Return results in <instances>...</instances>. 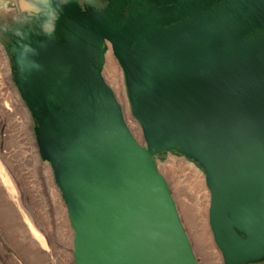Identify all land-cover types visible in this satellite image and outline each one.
Instances as JSON below:
<instances>
[{
    "label": "water",
    "instance_id": "95a60500",
    "mask_svg": "<svg viewBox=\"0 0 264 264\" xmlns=\"http://www.w3.org/2000/svg\"><path fill=\"white\" fill-rule=\"evenodd\" d=\"M121 27L75 16L26 77L73 228L74 264H200L155 155L205 174L223 264L264 258V0H147ZM122 66L134 134L104 81V38Z\"/></svg>",
    "mask_w": 264,
    "mask_h": 264
},
{
    "label": "rangeland",
    "instance_id": "374dc122",
    "mask_svg": "<svg viewBox=\"0 0 264 264\" xmlns=\"http://www.w3.org/2000/svg\"><path fill=\"white\" fill-rule=\"evenodd\" d=\"M141 1L147 0H72L64 8L57 24L55 40L49 44H62L63 31L69 23L74 21L75 16H81L87 20L102 21L106 32L114 30L115 27H121L133 11L142 7ZM12 6L13 0H0V14L10 13ZM43 39L42 36L34 35L32 37L33 45L37 46V41ZM15 43V38L11 37L0 41V149L6 154L16 170L14 168L12 172L11 168L8 167L9 162L6 163L7 160L5 161L1 156L0 161L4 164V171L10 180L16 197H19L17 199L23 206L26 205L25 209L34 206V210L39 211L32 217L37 222L35 224L37 228L39 227V232L43 233L46 246H42L37 239L31 236L26 224L24 227L23 217L17 203L8 196L4 186L0 185V264H74L73 228L68 218L67 207L55 184L52 168L49 162L39 158V153H37L36 122L24 96L26 78L19 75L15 57L11 52ZM104 45L102 77L114 90L122 105L126 120H135L130 111L124 73L114 45L108 37L104 38ZM128 124L137 138L143 141L139 123L137 122L140 135L137 132L138 129L131 122ZM180 156L183 157L173 151H167L155 155V158L160 171L163 174L166 173L164 176L169 182L172 195L177 202L180 215L182 214L183 224L190 236L199 262L205 264L200 254L201 242L211 241L213 249L217 251L219 249L213 240L209 226L208 206L206 209L203 207V217L199 224L193 218V214L196 213L197 200L202 193L201 188L197 187V180L193 177H187L183 183H178V179H183L181 172L168 165L170 159ZM27 171L29 174L25 180L24 175ZM200 226L204 232L198 235L197 228ZM41 228L43 229L41 230ZM48 230L49 233L47 234ZM51 231L52 233H50ZM218 253L220 260L218 259L219 262L216 264H223L221 252Z\"/></svg>",
    "mask_w": 264,
    "mask_h": 264
},
{
    "label": "clouds",
    "instance_id": "9594fccd",
    "mask_svg": "<svg viewBox=\"0 0 264 264\" xmlns=\"http://www.w3.org/2000/svg\"><path fill=\"white\" fill-rule=\"evenodd\" d=\"M72 0H13L12 11L0 14V41L15 38L11 52L21 77L40 71L42 65L34 59L39 49L47 48L55 40L57 24L64 8ZM42 36V41L33 45V36Z\"/></svg>",
    "mask_w": 264,
    "mask_h": 264
},
{
    "label": "bare ground",
    "instance_id": "6f19581e",
    "mask_svg": "<svg viewBox=\"0 0 264 264\" xmlns=\"http://www.w3.org/2000/svg\"><path fill=\"white\" fill-rule=\"evenodd\" d=\"M129 118V116H128ZM127 118V119H128ZM128 121V120H127ZM131 122V124H133V126L136 129V131L139 133V127L137 125V121L131 119V121H128V123ZM132 126V125H131ZM133 127V128H134ZM135 131V130H134ZM137 133V134H138ZM140 135V133H139ZM1 136V134H0ZM2 138V137H1ZM3 139V138H2ZM4 151V149H2ZM37 152V151H36ZM38 153V152H37ZM0 156L8 163V167L11 168L12 172H13V169L15 167H13V164L9 161V159L6 157V154H4L1 149H0ZM40 158V157H39ZM4 161V162H5ZM40 161V160H39ZM38 162V161H37ZM38 164V163H37ZM168 165L170 167H172L173 169H175L176 171H180L181 175L183 176V179H178V183H183L184 179L187 178V177H193L197 180V187L201 188V191L202 193L200 194V198L199 200H197V206H196V213L193 214V218L196 220L197 224H199L200 220H202V217H203V207H206L208 206L209 207V202H210V195H209V190L206 186V183H205V174L204 172L202 171V169L192 160H189L185 157H176V158H172L169 160L168 162ZM26 166V165H25ZM44 167V165H43ZM40 168V167H39ZM10 170V171H11ZM16 170V168H15ZM15 174V173H14ZM28 171L25 172V180L28 178ZM166 174V173H164ZM172 174V173H171ZM179 174V175H180ZM17 177H19L17 174H15ZM168 175V174H167ZM10 176V175H9ZM14 176V175H13ZM174 176V175H173ZM42 177V176H41ZM176 177V176H175ZM175 179V178H174ZM173 182V180H172ZM0 185L4 186L5 190L7 191L8 193V196L11 198V199H14V201L17 203L18 205V208L21 212V215H22V220L24 222V227H25V224L27 225L28 229H29V232L31 234V236L35 239H37L40 244L42 246H46L45 244V240H44V237H43V233L41 234L38 230V228L36 227V224L37 222H35V219H33V214L39 212L38 210L35 211L34 210V206L33 208L29 207V209H25V206L22 205V203L17 199L16 197V194L14 193V190L12 189V186L10 184V180L8 179V176L7 174L5 173L4 171V164L2 163V161H0ZM45 185V184H44ZM34 187V186H33ZM43 191V190H42ZM48 192V191H47ZM52 192V191H51ZM182 192V191H181ZM53 193V192H52ZM183 193V192H182ZM28 194V193H27ZM44 194V193H43ZM26 195V193H25ZM32 195V193H31ZM27 196V195H26ZM19 198V197H18ZM189 198V197H188ZM39 200V199H38ZM37 200V201H38ZM50 200V199H49ZM184 200V199H183ZM188 200V199H187ZM32 201V200H31ZM177 203V202H176ZM179 203V202H178ZM31 204V203H30ZM62 204V203H61ZM205 204V205H204ZM29 205V204H28ZM49 205V204H48ZM39 206V205H38ZM45 207V206H44ZM58 207V206H57ZM49 208V207H48ZM52 208V207H51ZM6 209V208H5ZM188 210V209H187ZM4 211V210H3ZM51 212V211H50ZM37 215V214H36ZM41 216V215H39ZM50 216V215H49ZM182 216V214H181ZM44 221V218H42ZM39 221V220H38ZM183 221V220H182ZM36 223V224H35ZM40 223V222H39ZM43 225H44V222H43ZM56 226V225H55ZM52 227V226H51ZM47 228V227H46ZM54 228V227H53ZM43 228H41L42 230ZM197 231H198V235L199 234H203V228L200 226V228H197ZM46 233V232H45ZM44 233V234H45ZM49 233V230L47 232V234ZM52 233V231L50 232ZM54 233V231H53ZM193 234V233H192ZM50 235V234H49ZM48 235V236H49ZM47 236V235H46ZM52 236V235H51ZM54 238V237H53ZM193 238V237H192ZM49 240V239H48ZM52 240V239H50ZM55 240V239H54ZM56 241V240H55ZM59 243V242H58ZM197 243V242H196ZM57 246V245H56ZM196 246V245H195ZM55 251V250H54ZM219 251L217 250H214L213 249V245L211 243V241H203L201 242L200 244V254L202 256V259L204 261L205 264H216L219 262L220 260V256H219ZM199 254V255H200ZM219 259V260H218Z\"/></svg>",
    "mask_w": 264,
    "mask_h": 264
},
{
    "label": "flooded vegetation",
    "instance_id": "af4514ba",
    "mask_svg": "<svg viewBox=\"0 0 264 264\" xmlns=\"http://www.w3.org/2000/svg\"><path fill=\"white\" fill-rule=\"evenodd\" d=\"M162 153H164V152H162ZM245 264H264V258L261 259V260H258V261L248 262V263H245Z\"/></svg>",
    "mask_w": 264,
    "mask_h": 264
}]
</instances>
